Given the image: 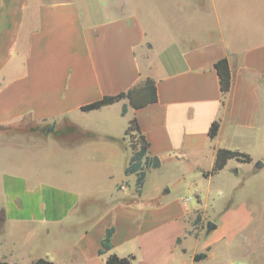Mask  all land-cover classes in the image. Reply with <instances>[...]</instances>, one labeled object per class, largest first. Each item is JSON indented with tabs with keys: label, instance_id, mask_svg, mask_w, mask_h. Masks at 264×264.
Returning a JSON list of instances; mask_svg holds the SVG:
<instances>
[{
	"label": "crops",
	"instance_id": "0c3cea01",
	"mask_svg": "<svg viewBox=\"0 0 264 264\" xmlns=\"http://www.w3.org/2000/svg\"><path fill=\"white\" fill-rule=\"evenodd\" d=\"M252 1L245 12L236 0H0V127L27 117L67 119L75 127L31 138L30 145L0 138V261L107 264L115 253L135 255L133 264H214L213 243L238 233L208 239L190 230L194 214L217 201V175L236 164L250 173L264 155L262 138L254 137L264 119V0ZM221 58L229 59L232 75L225 94L214 66ZM149 77L156 103L135 109L124 98L81 109ZM132 118L160 166L192 167L197 186L207 181V197L198 187L195 196L144 205L146 179L133 192L137 176L125 171ZM241 140L255 144L246 149ZM6 143L24 156H6ZM34 148L44 149V161ZM221 148L247 153L252 162L230 159L204 176ZM223 217L240 226L250 213L230 206ZM109 228L112 249L100 254ZM202 252L207 256L196 261Z\"/></svg>",
	"mask_w": 264,
	"mask_h": 264
},
{
	"label": "rangeland",
	"instance_id": "374dc122",
	"mask_svg": "<svg viewBox=\"0 0 264 264\" xmlns=\"http://www.w3.org/2000/svg\"><path fill=\"white\" fill-rule=\"evenodd\" d=\"M99 1L92 0V2ZM109 1L117 4V0ZM143 1L135 0L136 3H142ZM236 1L237 5H240L245 12L250 11V7L254 3L252 0ZM157 4L160 5L161 3L158 1ZM53 126L56 133L52 134L63 136L69 134L66 132V127L68 128L71 125H69L67 119H63L61 122L36 121L27 117L25 120L17 122L14 125L0 127V138L7 143L17 139L20 144L30 145L33 144L31 138H43L46 136L44 130ZM254 137L262 138L264 144V119L261 122V127L257 128ZM126 141L130 148L131 146L133 147L131 136L128 135ZM7 143L4 146L6 156L10 155L9 157L12 158L15 150L18 155L24 156V149L18 147L15 149L13 146H8ZM241 143L246 149H250V147L254 146L255 141L241 140ZM35 150L42 157V161H44V149L36 148ZM260 161L263 162V166H258ZM245 166L247 167L248 165L245 164ZM251 167L253 171L246 173L247 168L245 169L243 165L236 164L235 169L232 171L220 176L217 175L213 187L214 192H212L217 201L213 202L214 200L211 199L194 214L190 230L195 231L197 234L201 232L202 235H207V238H212L216 234L218 235V233H238L234 236L225 234L213 243L212 261L214 264H264V155L254 161ZM188 168L192 167L165 163L158 168H154L152 165L146 169L144 205L153 207L161 201L167 203L172 199L195 196L198 187L202 190L201 194L207 197V181H203L202 179L201 183L197 186L194 181L195 179L192 178V175L196 174L193 173V170H188ZM186 170L190 173L183 176V172ZM167 188H170L172 191L165 194L164 191ZM131 189L133 192L140 193L135 183L132 184ZM194 201L193 199L192 203ZM201 203L203 204V202ZM230 206H236L240 211H248L250 218L240 226L225 221L223 213ZM209 221H212L218 227L210 230L208 227ZM205 240L202 239L199 246H195L201 247Z\"/></svg>",
	"mask_w": 264,
	"mask_h": 264
},
{
	"label": "trees",
	"instance_id": "16d2710c",
	"mask_svg": "<svg viewBox=\"0 0 264 264\" xmlns=\"http://www.w3.org/2000/svg\"><path fill=\"white\" fill-rule=\"evenodd\" d=\"M218 75L220 77V88L221 91L225 94L231 88L232 83V75L231 69L229 65L228 58H221L214 64ZM124 98H128L130 100V105L133 108L138 109L144 107L150 103L158 101V92L155 83V79L149 77L146 81L132 86L127 91L121 92L116 95H106L98 101L84 104L81 109L84 111H92L99 109L105 105L113 104L118 102ZM127 112V105L124 104L122 113L125 114ZM220 127V122L218 120L214 121L212 126H210L209 136L214 138L218 133V128ZM75 130V127L69 126L66 127V132L70 133ZM46 135L56 133L54 126L47 128L44 130ZM131 136L133 141L132 148V156L128 167L125 169L126 173L136 174L137 176V187L138 191L142 190L146 179V169L154 164V158L149 154L150 142L147 140L146 136L142 133L139 122L136 118H132L130 121V125H128L126 129V137ZM91 136H95L94 134H90ZM230 159H237L241 162H251L252 158L249 154L243 153L240 150H232L227 148H221L217 150V157L214 167L211 170L204 171V176H209L211 174H215L216 172L225 168L227 162ZM114 234V228L107 229V233L102 240V246L99 249L100 254H106L112 249V235ZM207 256L206 252H202L197 254L194 258L196 261L205 258ZM135 259V255L131 256H123L112 253L106 256L107 264H133ZM0 264H19L17 262L10 263L6 260L0 261ZM28 264H54L53 261L44 259L42 257L28 263Z\"/></svg>",
	"mask_w": 264,
	"mask_h": 264
},
{
	"label": "water",
	"instance_id": "95a60500",
	"mask_svg": "<svg viewBox=\"0 0 264 264\" xmlns=\"http://www.w3.org/2000/svg\"><path fill=\"white\" fill-rule=\"evenodd\" d=\"M160 165H161V162H160L159 158H158V157H154V164H153V167H154V168H158ZM258 166H263V162L260 161V162L258 163ZM208 227H209V229L211 230V229H213V228L216 227V224L213 223L212 221H209V223H208Z\"/></svg>",
	"mask_w": 264,
	"mask_h": 264
}]
</instances>
